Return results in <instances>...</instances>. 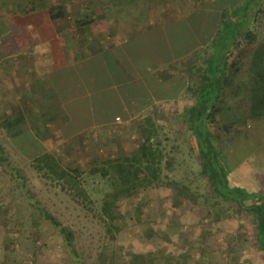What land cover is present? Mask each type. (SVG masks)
<instances>
[{
  "label": "rangeland",
  "instance_id": "rangeland-1",
  "mask_svg": "<svg viewBox=\"0 0 264 264\" xmlns=\"http://www.w3.org/2000/svg\"><path fill=\"white\" fill-rule=\"evenodd\" d=\"M61 1L72 4L68 11V18L72 21L78 18L88 20V10L92 4L100 2L101 7L102 3L116 6L117 9L110 11L113 16L125 15L141 20L152 14L150 19L157 17L165 24L175 21L177 17L187 19L207 5V1L214 0ZM12 2L16 0H0V13L4 8H9ZM147 6L150 12H147ZM194 21L189 18L186 26L178 22L163 27L156 33L157 37L155 34L149 37L153 39L154 36V40L160 41L159 52H154L153 61V57H148L139 60V64L153 65L152 62L156 61L165 66L161 73L159 69L145 72L146 79L137 87L141 89L137 95L143 96V104L147 102L144 91L153 76H158L160 81L170 80L187 72L190 82L197 81L198 77L191 67L197 51L179 58V51L189 47ZM164 39L167 41L164 42ZM2 41L0 48L4 47ZM131 61L124 64L128 69L131 68ZM110 66L113 74L109 78L101 74L102 83L104 79L109 84H116L120 93L133 99L136 93L123 83V69L118 70L114 64ZM171 81L175 83L174 79ZM102 98L97 97L99 100ZM193 102L192 96L181 94L174 99L158 100L148 109L165 128L163 145L166 152H176L172 171L168 170V174L180 184L186 183L189 190L180 193L175 186L156 182L140 186L134 192H125L109 209L117 216L113 223L102 208L103 191L94 188L98 179L94 184L90 178H87L88 181L80 179L81 186L87 191L84 195L79 190L80 184L71 185L44 178L33 161L43 151L40 143L26 132L21 133L19 138H12L9 130L0 123V143L6 148L11 165L21 169L25 176L24 188H20L0 165V264H264V251L258 244L252 216L238 212L223 202L215 206L216 199L208 194L207 181L198 173L199 158L192 149L189 134L184 132V120L179 116ZM238 104L234 118L223 110L213 129L223 134V140L230 141L228 136H233L236 128L241 127L240 130L249 132L251 136L246 141V147L239 145L236 150L246 152L247 148H255L257 141L260 142V150H264L263 122L256 123L254 128L253 123L232 128L226 126L229 120L244 119L250 104L245 98ZM12 109L0 104V118ZM108 115H113V109L109 108ZM41 128L36 129L39 135L43 134ZM145 134L142 116H133L127 122L116 123L110 131H99V138L86 137L68 145H63V139H55L51 148L54 153L51 154L59 158L65 167L76 168L86 176L93 159L114 161L120 156L136 153ZM175 145L178 148L172 149ZM254 158V154L249 156L245 166L251 168ZM235 175L238 180L237 173ZM242 175L238 177L242 178ZM260 178L263 185V175ZM165 180L169 182V179ZM32 203L52 213L73 231L77 258L73 259L62 234L43 219ZM221 207L224 214L220 212ZM215 209H218L220 217H217Z\"/></svg>",
  "mask_w": 264,
  "mask_h": 264
},
{
  "label": "trees",
  "instance_id": "trees-1",
  "mask_svg": "<svg viewBox=\"0 0 264 264\" xmlns=\"http://www.w3.org/2000/svg\"><path fill=\"white\" fill-rule=\"evenodd\" d=\"M263 3L264 0H214L190 15L189 18L195 19L191 25L193 35L188 40V49L179 51L181 52L179 58L190 56L197 51L191 67L198 77V82L196 80L190 82L187 72L170 80L160 81L158 76L157 78L153 76L144 91L146 96L144 97L147 99L144 104L143 96L137 95L138 91H141L140 88L137 89L140 87L139 83L133 82L131 88L136 96H133L130 102L131 115L142 116V123L146 129L142 145L136 153L120 156L114 161L93 159L84 176L83 172L76 168L65 167L59 158L45 152L33 158L36 169L46 179L63 181L71 185L80 184L79 190L84 195L87 191L81 186L80 179L88 181L87 178H90L92 184L98 179L94 188L103 191L102 208L112 223L117 220V216L110 213L109 209L125 192H134L140 186L157 182L175 186L180 193H183L189 190L186 183L180 184L168 174V170L172 171L173 155L176 152L173 154L166 152L163 145L165 128L155 120L154 114L148 109L158 100L174 99L181 94L192 96L194 102L184 108L179 116L184 120L186 125L184 132L189 134L192 149L199 158L198 173L207 181L208 194L216 199L215 206L223 202L238 212L252 216L258 234V244L264 251V193L242 186L235 175L236 169L242 163L241 159H244L241 154L245 152L236 150V147L239 145L246 147V141L251 134L243 129L240 130L241 127L236 128L235 134L228 136L230 141H225L221 138L223 134L213 129V124L218 122L223 110L234 118L238 111V103L244 98L250 104L244 119L229 120L226 126L232 128L248 123L256 124L264 120ZM51 12L53 18L65 16L64 9L62 11L60 6L52 7ZM189 18L181 19L179 23L183 22L186 26ZM176 23L171 21L163 26H172ZM166 41L164 39V42ZM131 78L139 80L140 76L136 71H132ZM172 79L175 83L171 81ZM142 83L143 81L140 84ZM15 112L16 109L13 108L0 118V123L9 130L12 138L24 132L25 124L19 114H13ZM175 148H178V145L172 149ZM248 149L250 148H247L246 155L251 153ZM0 165L4 166L14 179L16 186L24 188V173L11 165L2 143H0ZM166 178L169 182L165 180ZM205 197L209 201L207 195ZM32 204L39 210L43 219L62 234L68 249L73 254V259L77 258L73 231L43 207ZM221 209L220 212L224 214L223 207ZM215 211L217 217H220L221 214L217 213L218 209Z\"/></svg>",
  "mask_w": 264,
  "mask_h": 264
},
{
  "label": "crops",
  "instance_id": "crops-1",
  "mask_svg": "<svg viewBox=\"0 0 264 264\" xmlns=\"http://www.w3.org/2000/svg\"><path fill=\"white\" fill-rule=\"evenodd\" d=\"M71 5L61 0H16L0 13L4 44L0 48V104L16 109L13 114L22 117L24 132L40 143L42 153H54L55 139H63L64 145L99 138V131H110L116 123L133 118L131 98L120 93L116 84L104 79L102 83L101 74L104 78L113 74L111 64L123 69L122 82L129 88L133 82H144L146 71L159 69L161 73L165 66L156 61L139 64L148 57L153 61L157 54L160 41L149 37H157L164 27L161 19H150L152 14L141 20L113 16L110 11L116 6L102 3L101 7L98 2L88 10V20L72 21L68 18ZM55 6L64 9L65 16L53 18L51 8ZM130 61L128 69L124 64ZM132 71L139 74V80L131 78ZM101 96L102 100L97 99ZM109 108L113 109L110 117ZM39 128L42 135L36 133ZM254 146L250 154L242 153L244 159L235 173L242 186L264 193V184H260L264 150L258 141ZM253 154L249 168L245 161Z\"/></svg>",
  "mask_w": 264,
  "mask_h": 264
}]
</instances>
